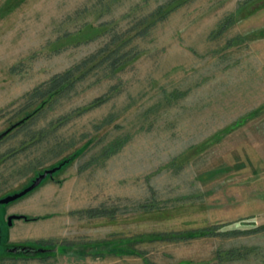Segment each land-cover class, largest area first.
<instances>
[{"label":"rangeland","instance_id":"obj_1","mask_svg":"<svg viewBox=\"0 0 264 264\" xmlns=\"http://www.w3.org/2000/svg\"><path fill=\"white\" fill-rule=\"evenodd\" d=\"M166 1L0 0V133L40 105L31 91L110 41L129 60L110 74L102 54L0 141L2 198L90 140L0 203V264H264V230L131 242L264 224V0H185L162 18ZM23 245L50 253L8 252Z\"/></svg>","mask_w":264,"mask_h":264},{"label":"trees","instance_id":"obj_2","mask_svg":"<svg viewBox=\"0 0 264 264\" xmlns=\"http://www.w3.org/2000/svg\"><path fill=\"white\" fill-rule=\"evenodd\" d=\"M176 1L178 2L177 4L174 3ZM180 1H182V2H180ZM184 1L185 0H168L165 3L159 5L158 8L156 9L155 13H158L162 18L166 17L172 11L177 9L178 5L183 3ZM227 25H228V23L224 22L220 27V31H224L227 28ZM114 43H115L114 41H110L109 44L106 45L103 49H100L97 52L87 56L86 58H84L80 62H78L77 64H74L69 69L65 70L64 72L56 73L55 75H53L51 77L50 80L42 83L41 85L36 87L33 91H31L28 95H30V96H37L38 95L39 97H43L42 98L43 100L36 109H34L25 118H23L24 119L23 122H21V120H20V124L18 126L23 125V123H25L29 118L36 115L42 109V107L50 101V99L52 97L54 98L56 96H61L66 91L73 89L78 81L85 79L90 73L95 71V69L100 64H102V62L101 63L99 62L101 60L99 57L102 54H106L105 57H107L106 58L107 64L105 67L108 68L110 74H114V73H117L120 70H122L124 65L126 63H128L129 60L126 57V53H120L119 52L120 49H118V50L116 48L113 49ZM117 52H119V54ZM114 54H115V57L110 58V56H112ZM46 95H47V97H46ZM107 99L108 98H106L105 95L95 98L91 102L90 108H93V107L95 108L97 106H100ZM89 143H90V140L88 142H86L83 146H81L80 148L75 150V152L67 155L62 160L57 162L56 164L50 166V168H53L55 166H60V168L55 172V173H58L64 167H66L69 163H71L74 159H76L79 155H81L83 153V151L85 150V148L89 145ZM42 172L37 171L36 176ZM36 176L34 178H36ZM53 177L54 176H47L41 183H43L46 179H49V178L53 179ZM33 180L34 179H32L28 185H30L33 182ZM54 181L57 183L62 182L61 180H54ZM149 205H154V204L150 203ZM151 207H153V206H151ZM88 210L98 212L99 214L105 213V210L101 207L92 208V209H88ZM83 211L84 210H82L81 212H83ZM38 218L39 217H29L26 215L23 216V219H25V220H33V219L35 220ZM224 227H225L224 224H221V225L216 224V225L207 226L205 228L191 230L188 232H186V231H173V232L153 233L150 237L146 236V235H144V236L142 235V236H139V238H137V240L132 238L131 242L133 243V241L134 242L144 241L145 239L154 240V241H164V242H181V241H185L191 237H205V236L206 237H215V236H219V235H228V234H235V233L236 234H242L245 232H258V231L264 230V224L259 225V226H255L253 228H249L247 230H243V229L237 228V227H234L232 229H225ZM123 241L126 243V245L130 243V241L128 239H123ZM32 248L35 249L36 247H32ZM121 251L123 253L129 254V255H131L133 253L136 255H140V253L142 255L144 254V253L140 252V250L137 251V250H134V249L131 250L128 248H125L124 250H121ZM47 253H50V252L45 251V253H40V255H45ZM10 254L14 255L15 253H10ZM242 255L243 254L241 253V251H238V250L236 251L234 249V250H229L227 252L226 256H221V259L222 260H224L226 258L235 259V258L241 257ZM29 256L34 257L31 254ZM144 259L148 264H152V261L150 259H146V258H144Z\"/></svg>","mask_w":264,"mask_h":264},{"label":"water","instance_id":"obj_3","mask_svg":"<svg viewBox=\"0 0 264 264\" xmlns=\"http://www.w3.org/2000/svg\"><path fill=\"white\" fill-rule=\"evenodd\" d=\"M24 119L21 120V122H23ZM20 124V121L16 122L15 124H13L11 127L7 128L6 130H4L3 132L0 133V141L9 133L11 132L15 127H17ZM60 168V166H55L53 168H47L45 169L42 173H40L39 175L36 176V178H34L33 182L26 186L25 188H23L22 190L15 192L13 194L7 195L5 197L0 198V203L2 204H8L12 201H15L21 197H23L24 195H26L27 193H29L30 191H32L33 189H35L37 186H39L41 184V182L47 177V176H53V174ZM23 214H12L9 216L8 220H9V224L12 225L14 219H21L23 218ZM47 251V249L44 248H38V249H34L28 246H13L11 248H9L8 252L10 253H19V252H27L30 254H36V253H43ZM53 251H55L53 249Z\"/></svg>","mask_w":264,"mask_h":264}]
</instances>
